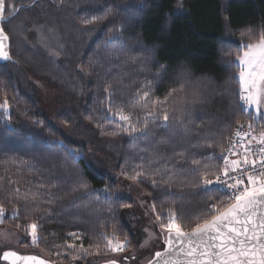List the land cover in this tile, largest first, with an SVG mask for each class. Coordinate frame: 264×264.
<instances>
[{
	"label": "trees",
	"instance_id": "16d2710c",
	"mask_svg": "<svg viewBox=\"0 0 264 264\" xmlns=\"http://www.w3.org/2000/svg\"><path fill=\"white\" fill-rule=\"evenodd\" d=\"M13 3L3 27L14 62L0 65V227L27 243L33 227L30 248L54 264H105L116 244L132 253L143 233L107 163L139 186L162 227L174 216L189 233L216 217L212 205L231 206L202 183L235 129L256 118L236 60L264 41V0ZM27 70L85 103L78 128L104 160L43 116Z\"/></svg>",
	"mask_w": 264,
	"mask_h": 264
},
{
	"label": "rangeland",
	"instance_id": "374dc122",
	"mask_svg": "<svg viewBox=\"0 0 264 264\" xmlns=\"http://www.w3.org/2000/svg\"><path fill=\"white\" fill-rule=\"evenodd\" d=\"M7 1L9 5L8 8L6 6V12L7 15H11L18 7L13 3L15 0ZM71 1L73 2V0ZM40 21L41 25L47 28H50L53 24L52 20L46 18V15H44ZM27 24L30 26L29 22ZM16 25H18V22ZM36 38H43L40 31L35 35H31L25 41H31L33 44ZM41 41L46 43L45 47L47 48L49 39L47 38L46 41ZM50 46L52 47V45ZM53 54H55V52H53ZM55 56L62 61L60 55L55 54ZM236 64L241 69L238 78L241 84V95L245 106L248 111L254 113L256 118H262L264 121V41L250 46L248 50L244 51L243 55L236 60ZM26 73L38 90L43 116L62 134L67 135V137L73 141L83 145L90 153L97 156L100 160H104L96 144L93 143L91 139L89 140V137L83 136L82 134L84 131L78 128L79 122L75 116L85 103L70 98L68 94L63 92L56 85L50 83L45 78L36 76L30 70H27ZM69 121H71V123ZM107 167L110 173L118 180L117 196L121 199L131 200L134 203L137 229L143 233V236L139 248L130 254H123L126 248L125 244L111 246L109 252L118 255L106 262H115L119 264H150L155 255L165 249L168 234L171 232H181L176 224V218L171 216L166 226H160L159 221L155 217L152 208L147 203L139 186L136 183L121 180L112 163H107ZM208 179L211 178L205 180ZM220 213L219 209L214 212V214L217 215ZM27 234L30 239L28 243L27 239L25 240L18 231L0 227V264H6L2 261V257L7 252H13L23 256H36L47 260L44 255L30 248L36 245L38 240L35 229L33 227H27Z\"/></svg>",
	"mask_w": 264,
	"mask_h": 264
},
{
	"label": "water",
	"instance_id": "95a60500",
	"mask_svg": "<svg viewBox=\"0 0 264 264\" xmlns=\"http://www.w3.org/2000/svg\"><path fill=\"white\" fill-rule=\"evenodd\" d=\"M6 0H0V65L13 63L10 37L4 30ZM6 264H54L13 252ZM105 264H119L115 262ZM150 264H264V191L248 195L189 233L171 232L166 247Z\"/></svg>",
	"mask_w": 264,
	"mask_h": 264
},
{
	"label": "built area",
	"instance_id": "2783aa9c",
	"mask_svg": "<svg viewBox=\"0 0 264 264\" xmlns=\"http://www.w3.org/2000/svg\"><path fill=\"white\" fill-rule=\"evenodd\" d=\"M220 171L204 180L202 191L222 193L231 205L264 191V121L248 119L238 126L219 155ZM211 210L218 208L212 205Z\"/></svg>",
	"mask_w": 264,
	"mask_h": 264
}]
</instances>
